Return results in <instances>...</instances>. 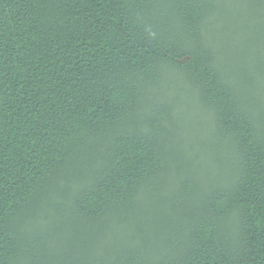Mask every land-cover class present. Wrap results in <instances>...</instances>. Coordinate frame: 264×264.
<instances>
[{
	"label": "trees",
	"instance_id": "obj_1",
	"mask_svg": "<svg viewBox=\"0 0 264 264\" xmlns=\"http://www.w3.org/2000/svg\"><path fill=\"white\" fill-rule=\"evenodd\" d=\"M0 264H264V0H0Z\"/></svg>",
	"mask_w": 264,
	"mask_h": 264
}]
</instances>
